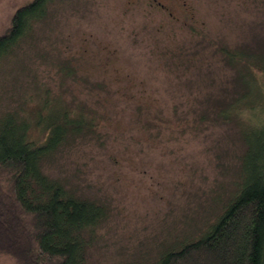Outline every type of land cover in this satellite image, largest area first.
Listing matches in <instances>:
<instances>
[{"label": "rangeland", "instance_id": "obj_1", "mask_svg": "<svg viewBox=\"0 0 264 264\" xmlns=\"http://www.w3.org/2000/svg\"><path fill=\"white\" fill-rule=\"evenodd\" d=\"M28 1L0 0V35ZM50 12L43 47L62 57L8 58L0 109L16 106L6 103L7 93L30 100L36 82L60 91L57 65L64 61L77 71L75 83L72 77L65 82L70 106L85 105L97 117V85L126 93L125 101L107 104L112 113L105 127L66 145L44 170L106 210L87 238L86 264L154 263L199 238L236 188L243 117L250 112L242 108L241 119L229 122L211 112L195 131L181 129L172 109L184 108L189 98L244 92L245 81L264 95V80H252L248 59L231 63L227 56L243 49L264 74V1L58 0ZM179 57L192 62L176 67ZM16 82L17 92L10 90ZM137 105L162 111L158 130L131 121L128 111ZM0 264L10 263L2 258Z\"/></svg>", "mask_w": 264, "mask_h": 264}, {"label": "trees", "instance_id": "obj_2", "mask_svg": "<svg viewBox=\"0 0 264 264\" xmlns=\"http://www.w3.org/2000/svg\"><path fill=\"white\" fill-rule=\"evenodd\" d=\"M57 1L30 0L15 10L10 25L0 35V84L10 57H62V52L56 51V55L53 49L43 47V29ZM250 54L242 49L227 56L231 63L247 58L246 68L257 83L255 79L259 76L264 80V74L254 68L252 64L260 63ZM188 61L192 62L179 57L176 67ZM57 67L60 91L52 93L36 82L30 100L17 101L13 92L11 96L7 93L6 103L16 106L0 109V260L10 264H86L87 238L106 218L102 205L77 197L45 172L44 163L79 137L92 134L96 126L97 131L105 127L112 113L107 104L125 101L127 95L111 94L106 84L97 85L100 108L93 117L85 105L66 103L65 82L72 77L75 83V66L64 61ZM238 77L243 82L240 73ZM244 85V92L234 89L219 97L189 98L184 108L172 109L181 129L195 131L208 121L211 112L226 122L241 119L244 111L250 113L246 120L243 117L244 149L236 188L221 213L199 238L165 251L151 264H264V95L257 93V85L247 81ZM18 87L16 82L10 90L17 92ZM138 105L128 111L131 121L150 133L158 130L162 111ZM209 105L213 111L207 109ZM192 118L195 121L190 122Z\"/></svg>", "mask_w": 264, "mask_h": 264}]
</instances>
